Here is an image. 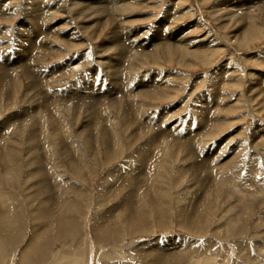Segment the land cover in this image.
I'll return each mask as SVG.
<instances>
[{"label": "rangeland", "instance_id": "rangeland-1", "mask_svg": "<svg viewBox=\"0 0 264 264\" xmlns=\"http://www.w3.org/2000/svg\"><path fill=\"white\" fill-rule=\"evenodd\" d=\"M49 1L45 23L0 0V264H264L258 13L249 33L241 0H122L116 24ZM181 34L184 59L155 46Z\"/></svg>", "mask_w": 264, "mask_h": 264}, {"label": "bare ground", "instance_id": "bare-ground-1", "mask_svg": "<svg viewBox=\"0 0 264 264\" xmlns=\"http://www.w3.org/2000/svg\"><path fill=\"white\" fill-rule=\"evenodd\" d=\"M105 2L107 1V0H104ZM146 1V0H145ZM177 1H179V0H177ZM181 1V0H180ZM7 2V1H6ZM97 2H98V0H97ZM109 2H110V4H111V11L108 13L109 14V16H113V17H111V19H113L114 20V22L113 23H115L116 24V22L115 21H119V14H120V12L122 11V8H126L127 6H131V4L130 3H122L123 1L122 0H109ZM9 2H7V5H9L8 4ZM25 3V2H24ZM23 3V4H24ZM56 3H57V1H55V3L53 4H51L50 3V1L49 0H29V2H26V7H27V11L26 12H30L31 14L33 13V14H35V15H37L38 17H42L43 16V21L45 22V23H48L47 21H48V19H49V17L52 15V13H51V11L52 10H57L56 8ZM71 3V2H70ZM77 3H78V1L76 2L75 1V3H74V5H77ZM82 3V2H81ZM80 3V4H81ZM59 4H61V3H59ZM241 4H242V8H241V10H240V13L239 14H241V15H243V17L245 18V19H243L242 21H240V26H242V28H244V29H248L247 31L249 32V33H251V28H250V25H251V22H250V20H251V18L253 17L252 16V12H256V13H258V15L260 16V22L259 23H257V25H256V27L258 26V25H264V0H253V1H250V0H241ZM39 5V6H38ZM70 5H72V4H70ZM133 5V4H132ZM172 5L173 6H175L176 5V2H173L172 3ZM61 6H63V5H61ZM0 12H4V7L2 6V4H0ZM6 7V6H5ZM87 7H88V5H87ZM89 7H90V5H89ZM88 7V8H89ZM97 7V6H96ZM24 8V7H23ZM101 8H104L103 6H98L97 7V10L99 9V11H100V9ZM171 8V7H170ZM7 10H5V14H8L7 16H9V15H11L12 13H11V7L10 6H8L7 8H6ZM61 10V9H60ZM81 10V8H79L78 9V11H80ZM97 10H95V11H97ZM128 10H129V8H128ZM169 10V9H168ZM176 10V9H175ZM245 10V11H244ZM58 11V10H57ZM64 11V10H63ZM68 11V10H67ZM16 12V11H15ZM92 12V11H91ZM245 12V13H244ZM66 13V12H65ZM98 13V12H97ZM176 14H177V11L175 12ZM3 14V13H2ZM4 14V15H5ZM91 14V13H90ZM172 14V13H171ZM254 14V13H253ZM74 15V14H73ZM86 15V14H85ZM85 15H84V17H85ZM100 15H102V13L100 14ZM103 15L104 16H106L107 14H104L103 13ZM168 15V11H166V14H165V17ZM238 15V14H237ZM6 16V15H5ZM82 16V15H81ZM91 16V15H90ZM175 16V15H174ZM258 16V17H259ZM4 17V16H3ZM30 17V16H29ZM87 17V16H86ZM93 17V16H92ZM176 17V16H175ZM255 17H257L256 16V14H255ZM257 17V18H258ZM94 18V17H93ZM104 18V17H103ZM257 18H255V19H257ZM36 19V18H35ZM102 17H100V16H98V17H96L95 18V20H93L96 24L98 23L99 24V22H101L102 20ZM107 19H109V18H107ZM230 19V18H229ZM255 19H253V20H255ZM5 20V19H4ZM27 20V19H26ZM31 20H32V22L34 23L35 22V20H34V18H31ZM41 20V21H42ZM163 20H164V18H163ZM41 22V23H44V22ZM105 22V21H104ZM107 22H110V20L109 21H107ZM40 23V22H39ZM89 23V22H88ZM102 23V22H101ZM253 23V22H252ZM37 24H38V22H37ZM33 25V24H32ZM119 25V24H118ZM243 25H244V27H243ZM103 26V25H102ZM163 27V26H162ZM162 27H161V29L160 30H162ZM40 28V27H39ZM52 28H53V25H50V26H48V27H46V29L48 30V31H51L52 30ZM22 29H23V27H22ZM36 29V28H35ZM77 29V28H76ZM85 29V28H84ZM117 29V28H116ZM123 29V28H122ZM30 30H32V29H30ZM39 30H41V29H39ZM43 30V29H42ZM159 30V29H158ZM166 30V29H165ZM5 31V30H4ZM3 31V32H4ZM20 31V30H19ZM58 31V30H57ZM163 31V30H162ZM246 31V32H247ZM28 32V31H27ZM173 32V31H172ZM25 33V32H24ZM42 33V32H41ZM52 33V32H51ZM127 33V32H126ZM158 33V32H157ZM165 33V32H164ZM183 33H185V32H183ZM1 34H3V33H1ZM6 34V33H5ZM26 34H28V33H26ZM32 34V33H31ZM30 34V35H31ZM38 34V33H37ZM71 34H73V33H71ZM167 34V33H166ZM171 34V33H170ZM23 35V34H22ZM50 35V34H49ZM52 35H53V37L56 35V36H59L60 34L59 33H52ZM68 35V34H67ZM76 35V34H75ZM116 35V34H115ZM165 35V34H164ZM174 35V34H173ZM182 35V36H181ZM180 35V37L178 38V39H176L175 37L174 38H172V37H169L168 38V40H167V42L166 43H159V44H156L155 46H159V45H161L162 47H164L165 49H168V47H169V45L171 44L172 45V55L174 56V55H176V57H178V58H180V59H184V55L188 52V51H190L189 50V46H190V41H188L187 40V38L185 37V35L184 34H181ZM184 35V36H183ZM9 36V35H8ZM26 36V35H25ZM29 37V36H28ZM48 37V36H47ZM52 37V36H51ZM72 37H75L74 36V34H73V36ZM161 37V36H160ZM1 38V37H0ZM19 38V37H18ZM110 38V37H109ZM16 39H17V37H16ZM22 39V38H21ZM55 39V38H54ZM22 40H24V39H22ZM27 40V39H26ZM32 40V39H31ZM57 40V39H56ZM63 40V39H62ZM19 41V40H18ZM17 41V42H18ZM30 41V40H29ZM65 41H67L69 44H71L72 42H74V39L72 38L71 39V37H67V38H65ZM111 42H113V39H111L110 40ZM21 42V41H20ZM44 42V41H43ZM66 42V43H67ZM114 42H115V40H114ZM29 43V42H28ZM37 44V43H36ZM39 44V43H38ZM112 44V43H111ZM137 43H134V45H136ZM163 44V45H162ZM24 45V44H23ZM170 45V46H171ZM44 46V45H43ZM160 46V47H161ZM28 47H30V46H28ZM50 47V46H49ZM132 47V46H131ZM204 47V48H203ZM203 47H201V48H197V49H199L201 52H207L208 50L210 51V49H212V47L209 45V46H203ZM18 48V47H17ZM23 48V47H22ZM36 48V47H35ZM159 48V47H158ZM170 48V47H169ZM21 50V49H20ZM28 50V49H27ZM52 50H53V48H52ZM105 50V49H104ZM110 50V49H109ZM163 50V49H162ZM196 50V49H195ZM29 51V50H28ZM35 51V50H34ZM117 51V50H116ZM193 51V50H192ZM30 52V51H29ZM32 52V51H31ZM30 52V53H31ZM155 52V51H154ZM199 52V51H198ZM37 53V52H36ZM167 53H168V51H167ZM200 53V52H199ZM35 54V53H34ZM198 53H195V55H197ZM43 55V54H42ZM201 55V54H200ZM25 56V55H24ZM29 58V57H28ZM34 58V57H33ZM85 58L86 57H84V56H82V58H71V65L72 66H81L82 68L84 67V63H85ZM110 58V57H109ZM134 58V57H133ZM32 59V58H31ZM118 59V58H117ZM24 60V59H23ZM30 60V59H29ZM37 60V59H36ZM4 61V60H3ZM136 61V60H135ZM24 62V61H23ZM28 62V61H27ZM100 62V61H99ZM108 62V61H107ZM23 64V63H22ZM99 64V63H98ZM39 65V64H38ZM41 65V64H40ZM94 65V64H93ZM109 65V64H108ZM4 66V65H3ZM24 67V64L23 65H19V68H21V67ZM27 66V65H26ZM25 66V67H26ZM24 67V68H25ZM35 69V70H37V68L38 67H35V66H32V65H29V69L31 70V69ZM71 68V67H70ZM68 69V68H66L68 71H64V73H69V71H71L72 72V70H73V73H74V69ZM75 68V67H74ZM96 68V67H95ZM119 68V67H118ZM23 69V68H22ZM11 70V69H10ZM25 71H26V69H24ZM23 70V71H24ZM29 70V71H30ZM16 71V70H15ZM63 71V70H62ZM86 71H88V70H86ZM34 72H36V71H34ZM39 72V71H38ZM92 72V71H91ZM24 73V72H23ZM33 73V72H32ZM43 73V72H42ZM42 73H39V78L40 79H44V77L46 76V75H43ZM72 73V74H73ZM97 73V72H96ZM95 73V74H96ZM19 74L20 73H18L17 71L16 72H14V73H12L11 74V77L10 78H17L18 76H19ZM76 74V73H75ZM91 74V73H90ZM23 75V74H22ZM51 75V74H50ZM49 75V76H50ZM54 75V74H53ZM62 75V74H61ZM61 75H59V76H61ZM66 75V74H65ZM97 75V74H96ZM24 76V75H23ZM68 76V75H67ZM98 76V75H97ZM47 77V76H46ZM51 77V76H50ZM66 77V76H65ZM138 77V76H137ZM9 78V77H8ZM27 78V77H26ZM30 78V77H29ZM76 78V77H75ZM96 78V77H95ZM46 79V78H45ZM48 79H49V77H48ZM128 79V78H127ZM18 80V79H17ZM122 80V79H121ZM142 80V79H141ZM159 80V79H158ZM5 81V80H4ZM7 81V80H6ZM9 81H10V79H9ZM29 81V80H28ZM42 81V80H41ZM102 81V80H101ZM56 82V81H55ZM121 82V81H120ZM156 82V81H155ZM4 83V82H3ZM18 83V81L16 82V84ZM95 83V82H94ZM100 83V82H99ZM104 83V82H103ZM10 84V83H9ZM15 84V85H16ZM113 84V83H112ZM14 85V84H13ZM14 85V86H15ZM1 86V85H0ZM3 86H5V84H3ZM7 86V85H6ZM17 86V85H16ZM119 86V85H118ZM12 87V86H11ZM132 87V86H131ZM6 88H8V87H6ZM5 88V90H7ZM13 88H15V87H13ZM133 88V87H132ZM2 89V88H1ZM0 89V90H1ZM9 89H11L10 88V86H9ZM32 89V88H31ZM4 90V91H5ZM33 90V89H32ZM1 91H3V90H1ZM11 91V90H10ZM39 92V91H38ZM2 93V92H1ZM7 93V92H6ZM134 93V92H133ZM261 93L262 94H264V88H261ZM46 94V93H45ZM2 95V94H1ZM127 95V94H126ZM76 96H77V94H76ZM131 96V95H130ZM69 98V97H68ZM90 98V97H89ZM71 99V98H70ZM86 100V99H85ZM92 100V99H91ZM95 101V100H94ZM133 105V104H132ZM53 107V106H52ZM131 110H132V108H131ZM140 116V115H139ZM29 118V117H28ZM161 118V117H160ZM28 120V119H27ZM216 121V120H215ZM13 122V121H12ZM28 123V122H27ZM162 123V122H161ZM164 123V122H163ZM8 124V123H7ZM17 124V123H16ZM4 126V125H3ZM6 126V125H5ZM10 129V128H9ZM187 146V145H186ZM200 152V151H199ZM40 176V175H39ZM40 180H47V177H46V173H44V174H42L41 175V179ZM48 189H52V188H50V187H47ZM48 194H45V196H47ZM44 196V195H43ZM49 196H51V194H49ZM50 214V213H49ZM49 214H47L48 216H49Z\"/></svg>", "mask_w": 264, "mask_h": 264}]
</instances>
